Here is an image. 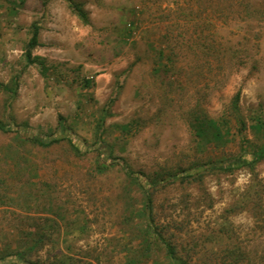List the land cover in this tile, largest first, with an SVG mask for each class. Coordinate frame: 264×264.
Segmentation results:
<instances>
[{
    "label": "rangeland",
    "instance_id": "1",
    "mask_svg": "<svg viewBox=\"0 0 264 264\" xmlns=\"http://www.w3.org/2000/svg\"><path fill=\"white\" fill-rule=\"evenodd\" d=\"M75 1L87 22L63 0H0V81L9 82L24 68L34 22L41 28L34 55L44 57L51 67L47 77L37 67H27L15 96L0 89V120L24 127L20 135L25 139L30 133L60 136L64 124L86 150L79 158L65 143L44 148L0 130V252L14 248L24 232H43L53 240L32 258L129 264L138 253L139 230L129 218L143 205L141 191L130 186L118 164L104 173L96 169L97 124L107 115L108 151L133 170L153 175L209 158L216 165L231 162V170L205 169L191 184L164 181L157 187L154 211L180 243L198 242L203 251L193 256L197 264H226L220 258L206 260L224 247L218 230L225 221L249 249L251 264H264V160L253 171L239 165L241 136L251 138L257 150L264 145V134L250 128L255 118L264 122V23H254L260 50L253 49L243 66L223 54L215 59L201 52L205 37L227 48L246 29L236 20V8L223 5L225 0ZM212 10L216 15L210 17ZM168 44L182 68L168 74L172 79L180 75L183 81L176 91L154 74L156 53L160 48L170 52ZM85 79L92 81L90 87ZM197 102L211 117L228 124L226 147H196L185 113ZM240 118L247 125L242 133ZM130 122L132 132L123 133L118 126ZM253 178L263 185L262 214L243 209L229 213ZM138 261L170 264L155 253L147 262Z\"/></svg>",
    "mask_w": 264,
    "mask_h": 264
},
{
    "label": "trees",
    "instance_id": "2",
    "mask_svg": "<svg viewBox=\"0 0 264 264\" xmlns=\"http://www.w3.org/2000/svg\"><path fill=\"white\" fill-rule=\"evenodd\" d=\"M50 0H44L46 4ZM67 3L68 7L75 13L82 21L87 22V14L84 11L82 5L75 0H63ZM216 1V0H215ZM219 4V3H218ZM226 7H235L237 18L239 23H242L246 29H243L240 39L235 45L219 46L215 40L211 37H205V41L202 45V51L206 57L218 58L220 55L228 56L229 62L237 61L238 65L245 66L252 58V50H260L261 36L259 32H255L254 23L259 27L264 23V0H225ZM222 12V11H221ZM224 12V11H223ZM216 15V10H212L208 16ZM225 14V18L227 19ZM224 18V19H225ZM254 28V29H253ZM40 26L37 22L31 24L30 36L25 45V65L22 71L13 76V78L7 82L0 81V89L6 93H10L15 96L19 86V80L21 73L29 66H35L38 68L42 76L47 77L51 69L48 66L46 59L39 55H34V50L40 45L39 35ZM168 39V34L166 35ZM201 47V46H200ZM169 51L166 53L165 48H160L156 53V60L154 62V74L160 79L161 82L168 85L167 87L173 91L177 88H181L183 81L178 76V72H181L182 68L177 66L178 55L175 54L174 48L168 44ZM176 58V59H175ZM210 64V63H209ZM178 67V68H177ZM254 67H256L254 65ZM177 73L173 79L170 72ZM92 81L89 79L84 80V85L90 87ZM175 90V91H176ZM239 100V92L233 99V105L237 107ZM107 114V113H106ZM186 122L188 128L193 136L196 147L199 150L224 148L230 143V129L226 121L211 117L203 107L197 102L190 107L185 113ZM107 115L98 120L97 134L94 142V146L98 151V162L96 169L99 173H104L107 168L114 164L121 166L126 178L129 181L130 186H136L141 191L143 196L142 207H135L132 212V216L129 218L133 222V228H138L140 239V247L138 253H135L133 258L128 259L129 264H137L140 261L145 260L147 262L152 255H162L170 264H197L193 261V256H200L201 248H199L198 242L180 243L179 236L168 225L159 222L156 212L154 211L155 193L158 191V186L162 185L166 180H179L182 185L191 184L198 179L202 178L205 169L214 168L215 170H231V162H222L221 165L213 163L212 158H209L205 162H194L187 168L179 169L177 171H171L161 169L156 171L153 175L146 174L143 171L133 170L122 158L114 156L108 144L104 139V121ZM243 128H240V133L246 128L245 120L240 118L238 121ZM226 123V124H225ZM60 125L63 128L60 136H41L40 134L30 133V136L25 138L21 137V133H24L25 129L16 122H4L0 120V130L2 132H15L18 140L22 142H28L31 145L41 146L44 148L50 147L54 144L65 143L69 151L76 157L83 158L86 154L84 149V143L82 140L76 138L75 135L68 132V128ZM118 127L122 132L127 134L131 133L134 127V122L127 124H121ZM252 131L258 135L264 134V122L259 118H255L250 126ZM254 142L247 136H241L240 138V166L249 167L250 171H253L254 165L259 161L264 160V145L260 150L255 149ZM103 166H101V162ZM263 185L261 182L253 178L251 184L243 192L242 198L233 205L229 213H235L243 210L252 211L255 215L262 214L263 211ZM264 212V211H263ZM23 234V235H22ZM18 236L15 242L14 248L6 247L0 252V264H68V262L58 256L53 259H40L32 258V255L41 250L47 243H51L53 238L44 234L43 232L22 233ZM218 236L220 237L222 245L221 250L213 252L211 257H207L206 260L219 259L226 264H251L253 257L249 249L243 245L242 242H238L239 238L232 230L231 223L225 221L223 226L218 230ZM248 249V250H247ZM201 251V252H200ZM218 260V261H219Z\"/></svg>",
    "mask_w": 264,
    "mask_h": 264
}]
</instances>
